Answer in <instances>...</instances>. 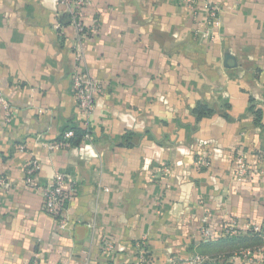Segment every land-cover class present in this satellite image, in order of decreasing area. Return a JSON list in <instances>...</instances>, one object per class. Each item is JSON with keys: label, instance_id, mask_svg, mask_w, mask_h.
Instances as JSON below:
<instances>
[{"label": "crops", "instance_id": "crops-1", "mask_svg": "<svg viewBox=\"0 0 264 264\" xmlns=\"http://www.w3.org/2000/svg\"><path fill=\"white\" fill-rule=\"evenodd\" d=\"M84 20V65L104 87L89 117L72 94L75 30L58 0H0V91L12 107L10 121L0 110V176L13 185L0 193V264H134L142 238L153 264L195 252L241 264L231 257L264 244V0H223L211 39L203 9L178 0H89ZM69 125L88 126L91 141L49 150ZM31 157L39 184L62 172L76 186L62 229L23 187ZM229 219L263 233L223 239Z\"/></svg>", "mask_w": 264, "mask_h": 264}, {"label": "built area", "instance_id": "built-area-1", "mask_svg": "<svg viewBox=\"0 0 264 264\" xmlns=\"http://www.w3.org/2000/svg\"><path fill=\"white\" fill-rule=\"evenodd\" d=\"M193 15H197L200 8L205 12V29L200 32L201 36L207 39L212 38V32L220 26V17L223 11V0H178ZM89 0H58V4L68 16V24L75 30V43L72 47L74 66L70 73V85L73 97L80 112L89 117L95 112L97 98L103 93L104 87L91 78L84 65V55L80 48V41L89 36L94 27L85 23V10ZM56 29H60V24H55ZM0 110L3 112L5 121H10L12 107L8 99L0 91ZM75 133L72 129H64L59 138L53 142L46 143L45 146L51 151L68 148L72 145ZM81 140L91 141V132L88 126L84 127ZM23 146H20V150ZM200 163V161H197ZM207 164V163H206ZM258 171L264 174V157L258 159ZM41 168L38 159L31 157L25 164L22 184L24 188L36 191L41 197L43 210L55 217L57 228L66 226V215L70 195L75 194L76 186L71 184L67 174L56 172L53 174L50 183L39 184L35 178ZM248 164L245 152L238 149L233 154V176L236 180H245L248 177ZM168 166H163L161 172L169 173ZM13 188L12 183L5 177L0 176V193ZM90 229L94 228V223H88ZM263 227L260 225H245L239 227L235 219H229L222 223L220 236L223 239L239 237L243 235H262ZM198 238L205 242L214 238L213 232L203 220L198 229ZM136 262L134 264H153L147 247L145 238L136 240L134 243ZM102 251L113 252L114 247L111 241L104 239L100 246ZM233 258H242L241 264H264V244L252 248L241 249ZM218 260H226L223 256L211 257L207 254L192 253L186 257L170 256L162 264H216ZM28 264H40L38 258L32 257Z\"/></svg>", "mask_w": 264, "mask_h": 264}, {"label": "trees", "instance_id": "trees-1", "mask_svg": "<svg viewBox=\"0 0 264 264\" xmlns=\"http://www.w3.org/2000/svg\"><path fill=\"white\" fill-rule=\"evenodd\" d=\"M203 107L201 105H199L197 107V109L195 110V112H198L200 109H202ZM204 109V108H203ZM209 112V111H208ZM257 116L260 118V111H257L256 112ZM65 129H72L75 133V138L74 140L72 141V144L74 143H78L81 141V137L83 135V131L82 130H77V128L74 126V125H69L67 126Z\"/></svg>", "mask_w": 264, "mask_h": 264}]
</instances>
